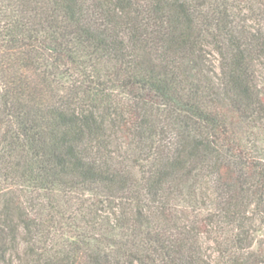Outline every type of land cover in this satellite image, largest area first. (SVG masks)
Instances as JSON below:
<instances>
[{
  "label": "trees",
  "instance_id": "trees-1",
  "mask_svg": "<svg viewBox=\"0 0 264 264\" xmlns=\"http://www.w3.org/2000/svg\"><path fill=\"white\" fill-rule=\"evenodd\" d=\"M0 264H264V0H0Z\"/></svg>",
  "mask_w": 264,
  "mask_h": 264
}]
</instances>
